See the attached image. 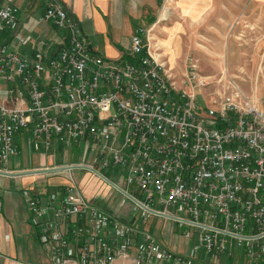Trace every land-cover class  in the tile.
I'll return each mask as SVG.
<instances>
[{
    "label": "built area",
    "instance_id": "1",
    "mask_svg": "<svg viewBox=\"0 0 264 264\" xmlns=\"http://www.w3.org/2000/svg\"><path fill=\"white\" fill-rule=\"evenodd\" d=\"M18 12L0 6V32L16 31L12 40L25 46L31 36L17 31ZM42 22L65 30L55 51L45 37L29 55L0 40V175L14 173L7 165L20 153V135L41 152L81 146L82 161L89 160L38 169L61 173L58 190H22L48 255L13 263L194 264L201 253L231 256L240 248L248 264H264V97L253 101L233 80L211 82L195 58L177 85L151 56L144 27L130 36L131 60H110L90 50L78 21L58 2L27 24ZM75 168L109 182L106 194L122 193L119 204L133 203L137 223L87 197ZM156 213L194 227L182 233L185 240L194 236L186 252L162 244L145 226L150 216L161 217Z\"/></svg>",
    "mask_w": 264,
    "mask_h": 264
},
{
    "label": "crops",
    "instance_id": "2",
    "mask_svg": "<svg viewBox=\"0 0 264 264\" xmlns=\"http://www.w3.org/2000/svg\"><path fill=\"white\" fill-rule=\"evenodd\" d=\"M53 1L58 2L78 21L87 37L90 50L110 60H131L130 36L139 27L148 29L146 41L149 51H152L151 56L162 62L164 68L176 77V84L179 86L181 77L187 73L185 64L190 52H194L200 59L198 69L201 74L207 75L211 82H217L221 78L222 86L225 85L227 75L224 73H229L230 68L221 66L213 58L222 52H229L231 40L227 38L228 32L237 19L243 18L245 10L264 6V0H0V6L12 4L19 8L17 31L31 36V41L25 46L15 44L10 34L16 31L11 30L0 32V40L17 47L24 55L32 53L34 41L40 37L51 40L53 51L58 49L62 41L65 42V30L57 29L50 22L39 23L32 29L27 24ZM206 72L214 73L208 75ZM18 144L20 153L16 157L29 150L26 135L18 137ZM59 149L65 150L63 147ZM55 151L50 152L53 154ZM29 152H40L41 157L37 164L42 167L45 152L41 153L32 148ZM10 161L7 167L14 173L28 167H20V164L13 162L17 167L9 168ZM29 162L31 163L30 158L27 163ZM33 164L30 167H35ZM36 173L0 175V264H15L13 259L30 263H40L47 259L48 250L40 243L39 236L29 221L22 190L33 187V191L37 193L48 194L51 191L46 187L51 185L54 187L52 190H58L63 176L56 172L50 174L51 176L46 173L47 176L38 179ZM50 177H53L51 180L54 182L48 181ZM99 207L113 213V210L110 211L104 205ZM113 214L118 219L129 221L126 217ZM155 218L160 221L165 217ZM154 234L159 242L174 251L186 252L189 247L184 243L186 240L182 235L176 236V243L172 244L168 240L163 241L155 232ZM194 264L248 263L243 250L237 248L231 256L201 253Z\"/></svg>",
    "mask_w": 264,
    "mask_h": 264
},
{
    "label": "rangeland",
    "instance_id": "3",
    "mask_svg": "<svg viewBox=\"0 0 264 264\" xmlns=\"http://www.w3.org/2000/svg\"><path fill=\"white\" fill-rule=\"evenodd\" d=\"M233 24L234 25H232L230 28L227 36V38L231 40V48L229 52H226V54L225 52H222L221 55L213 58V61H219L221 66L223 65V67L227 66L230 68L229 73H224L227 75L226 81L233 80V82L239 86L241 92H243L246 97L259 102L264 97V6L252 7L249 11L248 9L245 10V15L243 18L237 19V22ZM205 44L209 43L205 42ZM189 58L197 59V66L200 63L198 56L194 54V52H190L185 64L186 66L188 65ZM206 73L208 75H213L214 72ZM28 149L29 150H27V152L22 153L20 156H14V158H11V164L9 165V168L17 167L14 164L17 163L20 164V167L28 166L27 168H21L22 171H28L29 169L31 170L35 168L39 169L44 167H55V165L58 164H60L59 166H65L69 164L77 165L79 163L86 164V162L89 160L88 155L87 159L84 160L86 162L82 161L83 149L81 146L68 148L64 151H60L59 149L53 152V154L52 152H45L42 158V162H44V164L41 167L40 164H37L39 158L41 157L39 155L40 152H29L30 148ZM29 158L31 159V163H27ZM46 162H48L49 165ZM33 163H35V165ZM32 164L35 167H30ZM73 172L78 181L81 182V190H83L87 197L93 198L96 202L98 201L99 203L97 204H99V206L103 207L104 205V207L109 208L110 211L113 210L112 212L116 215H120V217H126L129 220L128 222L133 224L137 223V218L134 217L135 213L132 212L133 203H131L129 200H126L123 205H120L119 201L123 197V194L115 191L114 189H111V193L106 194V191L108 192L109 190L105 191V188H107L106 186H110L109 182L108 184L105 181V185H103L99 182V180H97V178L86 174V172L81 169L75 168ZM46 173H49L47 175L51 176L50 174L55 173V171L37 172L36 175H38L37 177L40 179L41 176H47L45 175ZM102 173L113 178L110 170L103 169ZM51 178L53 177L48 178L50 183L54 182L51 180ZM119 184L123 186L122 183ZM46 188H48V191H52V189H54V187H51V185H48ZM132 194L139 197L138 193H136L134 190L132 191ZM157 221L158 219L151 216L146 221L145 226L147 228L151 227V231L158 234V237H160L163 241L168 240V242H172V244L176 243V236H181L183 231L193 232L194 228L187 225H182L179 227L178 224L174 223L168 218H164L158 222ZM193 237L192 239H186V242L184 243H186L187 246H192L191 244L193 242Z\"/></svg>",
    "mask_w": 264,
    "mask_h": 264
},
{
    "label": "water",
    "instance_id": "4",
    "mask_svg": "<svg viewBox=\"0 0 264 264\" xmlns=\"http://www.w3.org/2000/svg\"><path fill=\"white\" fill-rule=\"evenodd\" d=\"M49 170H52V169H44V170H38V169H31V170H29V171H20V172H15V173H10L9 175H15V174H29V173H36V172H44V171H49ZM117 189H120L119 187H117ZM124 194H126L131 200H134V198L131 196V195H129L127 192H125V191H123L122 189H120ZM137 203H139V202H137ZM141 206H142V204L141 203H139ZM157 215H159V216H161V217H168V218H171V219H173V220H175L176 218H174V217H171V216H168V215H166V214H162V213H156Z\"/></svg>",
    "mask_w": 264,
    "mask_h": 264
},
{
    "label": "bare ground",
    "instance_id": "5",
    "mask_svg": "<svg viewBox=\"0 0 264 264\" xmlns=\"http://www.w3.org/2000/svg\"><path fill=\"white\" fill-rule=\"evenodd\" d=\"M148 35V34H147ZM147 37V36H146ZM147 39V38H146ZM148 42V41H147ZM150 52H152V51H150ZM154 55V54H153ZM161 59V58H160ZM159 59V60H160ZM166 62V61H165ZM162 63V62H161ZM160 62H159V69H164V66L161 64Z\"/></svg>",
    "mask_w": 264,
    "mask_h": 264
},
{
    "label": "trees",
    "instance_id": "6",
    "mask_svg": "<svg viewBox=\"0 0 264 264\" xmlns=\"http://www.w3.org/2000/svg\"><path fill=\"white\" fill-rule=\"evenodd\" d=\"M151 217V216H150Z\"/></svg>",
    "mask_w": 264,
    "mask_h": 264
}]
</instances>
